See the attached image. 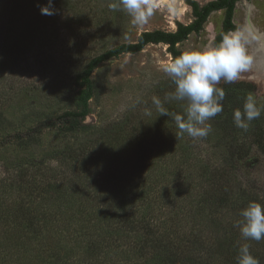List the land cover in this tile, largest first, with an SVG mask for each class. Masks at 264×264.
<instances>
[{
  "label": "rangeland",
  "instance_id": "rangeland-1",
  "mask_svg": "<svg viewBox=\"0 0 264 264\" xmlns=\"http://www.w3.org/2000/svg\"><path fill=\"white\" fill-rule=\"evenodd\" d=\"M174 1L160 0V7L149 22L137 26L126 13L108 8L114 0H53L57 13L51 16L40 12V6L46 5L47 0H13L9 19L2 22L0 18V141L74 110L76 77L93 57L118 45L134 43L143 32H172L176 23L190 24L193 20L190 7L185 5V0ZM192 1L203 6L212 0ZM223 15V11L211 13L202 30L189 35L177 49L185 53L214 48ZM232 22L235 26L232 33L243 35L247 53L253 57L251 68L232 83L251 85L253 90L247 94H254L258 104L264 105V0L238 1ZM172 59L165 45L150 44L138 53L123 54L98 65L90 75L93 97L88 103V115L83 128L76 130L81 132L67 133L71 130L65 127L42 129L34 144L0 148V213L15 211L25 202L27 190L22 188L21 178L15 176L18 168L28 165V175L34 165L41 168L44 164L49 168L46 177L41 176V171L34 173L36 211L41 212V197L47 203V211L56 214L70 215L83 210L77 203L84 199L88 201L85 207L88 213H98L102 210L100 205L107 209L111 203L117 209L131 188L129 182L139 179L161 189H154L152 194L155 202L150 216L155 234L162 239L171 238L175 229L176 239L186 236L187 240L190 234L194 236L193 223H202L206 218L203 213H209L204 199L213 194L200 176L223 163L225 147L231 139L242 150V159L236 161L240 172L233 178V185L250 181L264 195V113L251 122L247 132L234 123L221 128L217 119L225 112L223 106L222 113L207 122L212 131L206 138L194 140L186 133L178 135L174 120L160 116L153 103L154 97L159 98L170 113L178 114H183L187 107L186 101L165 99L175 85L162 66ZM224 83L228 82L221 81L217 86ZM79 149L83 156L71 157L80 166V170L76 166L79 172L70 169V160L64 165L59 162L58 153L76 150L78 154ZM141 164L147 166L141 169L145 171L143 174L133 168ZM55 174L65 177L63 189L47 187ZM95 181L102 190L97 191L93 186ZM59 195L71 198L72 202L58 204ZM241 219L239 215L236 224ZM236 224L231 231L236 240L232 248L231 242H224L220 233L219 256L213 264H237L238 249L245 243L250 245L251 254L260 264H264V240L243 239ZM6 226V222H0L1 230ZM73 230L74 226L58 220L47 224L45 233L59 241L72 235ZM195 234L200 237L203 253L213 244L210 230L202 229ZM191 241L196 243L190 237L187 244ZM4 242L19 247L8 251L2 247ZM22 247L18 242L0 239V257L6 260L5 264L30 260L34 252ZM154 261L150 263L145 258L140 264H154ZM205 262L203 257L201 264Z\"/></svg>",
  "mask_w": 264,
  "mask_h": 264
},
{
  "label": "trees",
  "instance_id": "trees-1",
  "mask_svg": "<svg viewBox=\"0 0 264 264\" xmlns=\"http://www.w3.org/2000/svg\"><path fill=\"white\" fill-rule=\"evenodd\" d=\"M12 1L0 0V18L2 22H6L10 17L9 9L12 7ZM237 1L212 0L203 6H199L195 1L185 0V5L190 7L193 17L190 24L176 23L175 30L172 32H143L138 35L134 43L118 45L93 57L76 77V91L73 98L74 110L64 112L45 123H39L27 132L8 135L0 141V148L10 144L21 147L34 144L37 142V136L40 135L42 129L65 127L66 130H71L67 133L81 132L76 130L83 128L82 124L88 115V103L93 97V85L90 75L98 65L123 54L138 53L150 44L165 45L167 52L174 59L183 54L177 49V45L185 41L189 35L198 34L211 13L223 11L221 29L214 41L216 47L224 34L235 30L232 17ZM21 7L23 6L21 5ZM36 15L34 13V16ZM2 29L5 32L6 29ZM22 31L23 28L21 27L20 32ZM220 87L226 92L225 99L222 102L225 112L223 116L217 119L218 126L222 128L229 123H234V111L236 109L243 110L244 98L249 91L253 90V87L246 83H224ZM248 136H251V133ZM241 151L240 145H236V140L231 139L225 147L223 163L211 171L209 170V173L200 176L201 181L211 188V193L213 192L210 195L212 197L204 199V204L207 206L205 210L209 211L208 214L203 213V217L206 218L197 225L193 223L195 233H199L202 229L210 230L213 244L205 245L208 250L203 247V250H206L203 253L200 248L202 245H200L201 240L198 234L194 233V236L190 234L189 238L192 237L196 243L191 241L188 244L189 238L186 240V236L181 239L180 237L179 239L175 238L177 233L175 229L171 231L174 234V237L171 238L162 239V236L155 234L150 209L155 202L152 197L154 189L156 191L161 189L159 186L146 181L140 182L139 179L136 182L134 180L129 182L131 188L125 192L122 203L118 205L117 209H113L115 205L111 203L110 205L107 204V209L102 208V205H100L102 210L98 213H88V209H85L88 201L84 199L79 200L77 203L78 205L81 204L83 210L76 213L71 212L70 215L56 214L47 211V203L41 197V212L36 211L37 204L33 197L34 188L32 187L34 185V173L41 171V176L46 177L45 171H49V168L44 164H41V168L38 165L32 166L34 170H30L28 175H26L29 170L28 165L19 167L16 171L15 176L21 178V186L24 187V190H27L26 199L23 204L14 209L15 211H8L7 213L1 211L0 222H6L8 226L3 230L0 229V239L18 242L23 245L24 248H22L26 251L31 250L34 252L30 260H21L19 264H140L141 260L145 258L150 263L155 259L154 264H201L203 257L206 258L207 263L205 262V264H213L219 256L217 245L221 239L220 233L222 232L224 242H231L230 247L232 248L236 240L231 231L233 232V225L236 224V219L241 210L245 209L249 202L264 205L263 193H258L257 189L249 184L250 181L236 185V187L232 183L233 178L235 179L240 172V167L236 165V161L242 159ZM74 155L83 156L82 152L80 154V149L78 154H76V150H65L63 153H58L59 162L64 165L68 163L67 160H70V169L79 172L76 166L79 170L80 166L77 165L76 161L71 160ZM141 165L140 167L134 165V170L141 171L143 166L147 167L145 164ZM93 169L101 170L99 167H93ZM24 175L25 177L28 176L26 181ZM30 177L33 178V182ZM99 178L97 176L96 180ZM64 181V176L59 177L55 174L52 177V183L47 184V187L63 189ZM93 186L97 188V191L102 190L101 185H98V181H95ZM61 194L65 193L62 192ZM56 200L60 205H68L72 202L71 198L68 199L64 195H59ZM101 200L102 202L106 200L103 194ZM58 220L68 222V225L74 226V230L72 235L64 237L65 240L54 241V237L50 239L45 231L47 224ZM7 243L4 242L2 247L8 251H11V249L16 251L19 247L15 244H12L11 247V243H8L7 247ZM204 244L203 242V246ZM5 263L6 260L0 257V264Z\"/></svg>",
  "mask_w": 264,
  "mask_h": 264
},
{
  "label": "clouds",
  "instance_id": "clouds-1",
  "mask_svg": "<svg viewBox=\"0 0 264 264\" xmlns=\"http://www.w3.org/2000/svg\"><path fill=\"white\" fill-rule=\"evenodd\" d=\"M160 7V0H114L108 4L112 11L126 13L131 22L137 26L147 24L154 11ZM42 15H55L57 10L53 0L40 6ZM246 40L239 32H230L222 36L220 43L207 51H189L175 57L162 66V71L175 85L173 92L166 94L168 101H186L187 107L183 114L170 113L159 98L153 103L160 116L171 117L177 128L178 135L185 133L192 139L206 138L212 131L207 122L223 111L226 92L218 87L221 81L232 83L242 73L248 71L253 64V57L247 53ZM264 113V105L258 104L254 94L244 98L243 110L236 109L233 113L234 125L247 132L251 122ZM242 219L235 227L245 240L259 242L264 240V205L249 202L241 210ZM237 264H260L250 252V245L245 243L238 249Z\"/></svg>",
  "mask_w": 264,
  "mask_h": 264
},
{
  "label": "bare ground",
  "instance_id": "bare-ground-1",
  "mask_svg": "<svg viewBox=\"0 0 264 264\" xmlns=\"http://www.w3.org/2000/svg\"><path fill=\"white\" fill-rule=\"evenodd\" d=\"M178 1H179V0H175L174 2H175V3H179Z\"/></svg>",
  "mask_w": 264,
  "mask_h": 264
},
{
  "label": "flooded vegetation",
  "instance_id": "flooded-vegetation-1",
  "mask_svg": "<svg viewBox=\"0 0 264 264\" xmlns=\"http://www.w3.org/2000/svg\"><path fill=\"white\" fill-rule=\"evenodd\" d=\"M238 1H240V0H238ZM238 1H237V2H238ZM237 2H236V3H237Z\"/></svg>",
  "mask_w": 264,
  "mask_h": 264
}]
</instances>
